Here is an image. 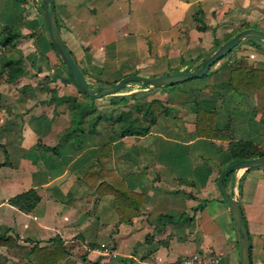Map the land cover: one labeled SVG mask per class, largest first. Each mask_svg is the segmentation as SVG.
<instances>
[{
  "label": "crops",
  "instance_id": "0c3cea01",
  "mask_svg": "<svg viewBox=\"0 0 264 264\" xmlns=\"http://www.w3.org/2000/svg\"><path fill=\"white\" fill-rule=\"evenodd\" d=\"M53 4L61 36L90 84V76L114 82L137 69L188 70L201 65L229 35L255 25L264 28L263 21H251L256 11L264 14V0H53ZM20 12L18 0H0V31L16 26L24 34L26 20ZM260 44L264 46V40L246 37L237 44L235 56L228 55L232 48L214 61L206 73L210 83L204 84L201 76L188 87L191 101L184 102L188 107L175 116L176 127L166 111L157 117L151 107L155 118L148 131L128 134L123 132L124 118L101 113L87 124L89 118L82 119L81 133H66L59 143L72 123L71 106L61 97L75 93L58 95L48 104L31 103V91L26 90L30 86L23 81L25 64L22 70L13 65L9 52L3 62L8 45L1 46L0 145H10L11 156L10 165L0 166V224L19 238L13 247L0 245V264H38L33 244L46 246L53 237L61 239L64 256L51 264H156L196 251L205 256L214 252L221 264H240L238 228L222 199L217 175L231 161V141L248 140L264 149V130L252 134L250 113L240 111L242 102H252L254 111L264 106V85L250 93L243 85L229 86L234 58L240 54L248 55L247 68L264 70ZM58 77L64 84H75L70 74V79L63 73ZM133 83L135 87L120 93L125 99L144 97L134 95L143 83L126 85ZM48 84L55 89V79ZM228 90L236 94L231 96ZM198 110L209 117L213 112L214 128L225 129L229 138L207 136L208 127L204 135L198 134ZM161 125L169 132H162ZM149 138L154 142L144 143ZM198 140L200 148L191 149ZM107 144L111 171L88 184L81 178L96 162L99 147ZM177 144L188 148L176 149ZM112 173L141 196L140 213L129 222L120 220L123 213L114 206V194L95 188L102 181L108 184ZM224 184L246 219L251 264H264V165L229 173ZM30 188L39 194L32 209L23 211L9 203Z\"/></svg>",
  "mask_w": 264,
  "mask_h": 264
},
{
  "label": "rangeland",
  "instance_id": "374dc122",
  "mask_svg": "<svg viewBox=\"0 0 264 264\" xmlns=\"http://www.w3.org/2000/svg\"><path fill=\"white\" fill-rule=\"evenodd\" d=\"M3 1H8V0H3ZM43 0H18L19 5H20V13L23 16V18L26 20V28L23 30L24 31V36L17 39L14 45H8L7 51L3 52L5 53H11L13 54V59L14 61L12 62L13 65L15 66H21L22 70V65L23 63L25 64V69H26V78H23L24 83H28L27 85L30 86L29 89L31 92H29V101L32 103H37L40 100H47V104L50 102H53L58 95H61L63 93H68V92H74V96L76 98V101L82 103V109H78L72 106V101H68L70 106H71V113L69 114V117L72 121L71 126L66 129L60 137L57 140V143L64 141V137L66 133H81L79 131L80 129V122H78L79 119H85L89 118L88 121L85 122L87 124L88 122H91L96 116H99L102 114H113L116 116L120 111H129L131 115L137 117L136 119L138 120V123L144 124L146 121L142 118L143 115V109H146L147 105L149 102H154V105L152 106L153 110L156 113L157 117H162L163 113L166 111V115L169 114L170 119L173 121V126L176 124V115H180L183 111L182 108L186 109L188 107L187 104L184 102H189L191 101V90L188 88L189 86L196 84L200 77H192L180 82H176L174 84L168 85V86H161L159 88H155L156 90H148L147 88H143L144 86H147L145 84H142V89L138 90V92L134 95L142 94L144 97H139V98H134V99H115L113 103H116V108L112 106H108L109 104L112 103V100L110 95L102 96L99 98L95 99H90L89 97L85 96L78 85L75 83L73 84L74 86H69L67 83L64 84L63 80L58 77V75H65L66 77L69 78V74L65 72V65L63 64L61 58L59 57L58 53L56 52L55 48L53 49L52 46L50 45V38L47 32V28L45 27L43 20L41 19V14L39 11V4L40 2L42 3ZM41 13H42V8H41ZM43 16V13H42ZM258 17L260 19H258ZM263 21L264 22V14L262 12H257L255 14V19L251 21ZM249 21V22H251ZM255 28H259L264 30L263 27H260L258 25L253 26ZM224 38V34L221 35ZM259 39V38H257ZM2 45L0 44V47ZM238 45L233 47V49L229 52L228 55H233L237 53V48ZM259 48L261 49L262 52H264V46L263 45H258ZM20 51V52H19ZM6 56H2L3 62H5L8 58V54H5ZM240 57H243L245 59L244 61L248 63V55H243L240 54ZM236 61V57L234 58V63ZM188 66V65H187ZM201 65H197L195 67H192L191 69H197ZM61 68V69H60ZM177 67L175 68H167L165 70L159 69L157 73H149L148 69H137L134 71H131L132 73L130 74H139V75H144V76H158L162 74H167V73H173L176 72ZM148 70V71H147ZM61 71V73H60ZM40 72V73H38ZM232 72V71H231ZM209 74H204V84H209L210 81L208 79ZM2 75V77H5ZM55 79V89H52L51 87L49 88L48 80ZM90 80L91 84L94 87H98V79L95 77H88ZM97 79V80H96ZM136 84H131L130 85H125L121 90L130 89L132 87H135ZM139 85V84H138ZM140 86V85H139ZM229 86L233 88L231 83ZM71 87V88H70ZM261 88V87H260ZM259 88L254 89V90H249L248 92H256ZM224 89L221 90V92L224 94ZM122 91H119L118 93L123 94ZM73 93V94H74ZM117 93V94H118ZM225 94H227L225 92ZM228 94L233 96L236 93L228 90ZM113 95V94H111ZM66 96V95H63ZM252 102H242V107L240 108V111L242 112H249L250 113V122H251V128H253V133H256L257 130H264V106L261 108H257L254 111V106H251ZM69 106V107H70ZM85 112L83 117H79L82 112ZM164 111V112H163ZM198 110V115L196 117V124L198 121H201V123L205 122L206 120H210L215 124V118L217 117L213 112L211 113L210 117L209 116H203L200 115L202 112L199 114ZM236 112L238 114V109L236 108ZM258 112H262L261 116H263L262 121L260 122L258 118ZM213 114V115H212ZM183 117V116H180ZM178 118V122H180L181 119ZM185 117V115H184ZM225 118V117H223ZM182 122V121H181ZM159 125V124H158ZM78 127V128H77ZM162 129V132L168 133L169 131L167 130V127H164L163 125L159 126ZM176 127V126H174ZM73 130V131H72ZM211 134V133H210ZM209 134V135H210ZM210 137V136H209ZM212 137V136H211ZM155 138H149L144 140V143L151 144L154 142ZM173 145L175 144L174 142L172 143ZM201 146V142L198 140L197 142L193 143V145L189 146L191 149H198ZM5 148V149H4ZM176 149L181 148V149H187L188 146H182L180 144H177L175 146ZM11 151L10 145H5L3 147L0 145V152H1V165H10V156L9 152ZM6 152V154H5ZM98 156H99V150H98ZM97 159L94 164H91L90 167H88L87 171L84 173L82 176V180L85 181L87 179L91 180V177L93 175V170L94 167H97ZM218 185V184H217ZM219 188V187H218ZM220 191V189H219ZM221 193V192H220ZM8 246V245H7ZM14 246V245H13ZM9 246V247H13ZM22 255V251L19 252ZM34 254V253H33ZM35 256V255H34ZM36 258V257H35ZM44 258V256H43ZM46 260V259H45ZM36 261L38 264V259L36 258ZM44 261V260H43ZM115 262H113L114 264Z\"/></svg>",
  "mask_w": 264,
  "mask_h": 264
},
{
  "label": "trees",
  "instance_id": "16d2710c",
  "mask_svg": "<svg viewBox=\"0 0 264 264\" xmlns=\"http://www.w3.org/2000/svg\"><path fill=\"white\" fill-rule=\"evenodd\" d=\"M41 8H42V3L40 2L39 11L41 14V19L43 20V23L46 27V23L41 13ZM58 26H59V23H58ZM21 36H24V34H22V32L20 31L18 27L5 26L2 29V31H0V44L2 46L12 44L17 38ZM230 37L231 35H229L226 38V40ZM249 38L252 39V37H249ZM50 45L54 49L51 43V40H50ZM244 60L245 59H243V57L236 59L235 61L236 67L232 69V72H231V78H230L231 85L235 87H239L240 85H243L248 90H254V89L262 87L264 85V70L256 69L252 67L247 68ZM72 79L78 85V87L80 88V90L85 96L89 97L92 100L95 99L94 97H90L87 94H85L83 89L80 87L79 83L73 77ZM109 83H112V82L111 81L110 82H100L98 84V87L103 86L105 84H109ZM120 91L122 90L120 89ZM110 96H111L110 98L113 99L112 103L114 102L115 99H125L126 98L125 95H121V94L120 95L113 94ZM61 98L62 100H68V101L71 100L73 107L78 108L80 110L82 109V103L76 101V98L74 96L66 95V96H62ZM151 107L152 105L148 104L146 109H143V112L141 115H143L142 118L146 121V123L144 124L138 123V120L136 119L137 117L134 118V116L131 115L129 111H120L118 115H116L115 117H117V119L124 118L125 123L123 127V132L128 133V134L146 133L149 129V122L153 121L155 118V116L152 115L151 113L152 112ZM84 113L85 112L83 111L79 117H83ZM200 115H203V113H201ZM208 121L209 123L207 124V126L201 123V121L197 122L196 127H197L198 134L204 135L203 129L205 127H208L207 136L224 138V139L229 138L228 131H226L225 129H216L213 126V122L210 120ZM78 122H81V119H79ZM230 151L232 155L230 162L235 161L237 159H241V158H250L254 156L264 155V149H262L261 147H258L256 144L248 140L231 141ZM110 152H111V149H110L109 144L99 147V156L97 158V164H96L97 167L96 168L94 167L91 180L89 179L85 180L88 184L93 185V183H95V182H92V179H94V177L95 179L102 178L101 176L106 175V173L108 172L107 170H110V161H111ZM95 188L100 193L105 192V189L103 188H108L109 191L114 194V199H115L114 206L118 211H121V213H123L120 216V220L129 222L132 216L138 215L140 213L139 208L141 204V196L125 188L123 181L120 180L115 174L112 173V178L110 179V182L108 184L102 181ZM222 199L224 200V198ZM38 200H39V194L36 192L35 189L30 188L26 191H23L21 193H18L12 196L9 199V203L18 207L20 210L29 211L35 206ZM160 218L161 216L159 217V219ZM243 219H244V222L246 223V219L244 216H243ZM9 231H12V228L6 225L0 224V245L13 246L16 244L17 239L19 238L18 235L16 234V232L14 233L13 231L12 233H8ZM31 250L34 253L35 257L38 259V262L40 264H51V263L56 262L62 256H64V252L61 250V239H59L58 237H53L50 240L49 244L46 246H39V243L35 241Z\"/></svg>",
  "mask_w": 264,
  "mask_h": 264
},
{
  "label": "water",
  "instance_id": "95a60500",
  "mask_svg": "<svg viewBox=\"0 0 264 264\" xmlns=\"http://www.w3.org/2000/svg\"><path fill=\"white\" fill-rule=\"evenodd\" d=\"M42 13L46 23L47 32L53 47L61 58L65 68L69 74L79 83L85 94L90 97L99 98L106 95L117 94L128 82L136 81L150 86H165L180 82L192 77L203 76L209 67L228 53L235 47L242 39L246 37H257L264 40V30L247 27L239 30L233 36L219 44L212 52L207 54L202 60L201 66L197 69L178 70L173 73L162 74L158 76H144L139 74H126L119 80L100 87L90 85L79 65L72 57L69 49L67 48L60 30L56 17L54 14L53 0L42 1ZM264 165V155L254 156L250 158H241L228 163L217 175V184L220 189L221 195L227 203L234 222L239 232V259L240 264H251L250 260V244L246 223L243 219L242 210L238 200L227 191L224 184V177L236 170L242 168H250Z\"/></svg>",
  "mask_w": 264,
  "mask_h": 264
},
{
  "label": "built area",
  "instance_id": "2783aa9c",
  "mask_svg": "<svg viewBox=\"0 0 264 264\" xmlns=\"http://www.w3.org/2000/svg\"><path fill=\"white\" fill-rule=\"evenodd\" d=\"M221 258L214 252H210L208 255H202L200 253L193 252L191 254H185L177 258L169 260H161L156 264H221Z\"/></svg>",
  "mask_w": 264,
  "mask_h": 264
}]
</instances>
